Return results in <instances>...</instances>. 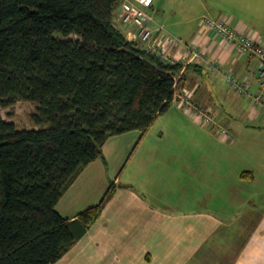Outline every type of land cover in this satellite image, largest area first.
<instances>
[{
  "label": "trees",
  "instance_id": "16d2710c",
  "mask_svg": "<svg viewBox=\"0 0 264 264\" xmlns=\"http://www.w3.org/2000/svg\"><path fill=\"white\" fill-rule=\"evenodd\" d=\"M121 15L122 0H0V105L36 107L31 128L0 112V264L59 261L116 186L74 217L59 212L61 198L107 162L111 137L146 134L182 92L184 64L129 39Z\"/></svg>",
  "mask_w": 264,
  "mask_h": 264
},
{
  "label": "crops",
  "instance_id": "0c3cea01",
  "mask_svg": "<svg viewBox=\"0 0 264 264\" xmlns=\"http://www.w3.org/2000/svg\"><path fill=\"white\" fill-rule=\"evenodd\" d=\"M209 1H203L202 15L227 19L232 26L264 42V0ZM162 2L155 0L150 10L151 26L169 54L184 64L181 91L189 94L197 106L216 112L222 123L217 119L215 125L200 126L193 122L198 120L185 104H175L180 107L175 119L183 120L186 126L182 131L192 136L189 138L194 142H184L186 149L181 144L174 148L183 152L181 165L173 166L172 153L166 151L167 161L163 164L171 174L166 179L164 207L161 202L159 207L157 201L152 204L141 195L117 188V179H109L108 162L103 159L89 164L59 201V212L65 217H74L82 211H75L74 207L81 202L83 189L101 192L98 201L90 206L100 202L113 182L115 194L86 235L55 264H264V207L258 209L252 189L255 183L264 182V142L261 139L264 110L248 96L251 100L244 99L236 117L227 112L230 116L227 118L221 108H215L206 79H202L212 74L225 79L224 72H231L239 80L249 82L256 88L254 93H258L259 60L256 56L241 54L234 44L215 34L203 32L201 17L199 25L198 21L195 27L192 25L191 41L177 37L169 18L159 15L165 8ZM120 20L119 17L126 34L137 27ZM190 44L200 46L209 61L188 66ZM211 60H219L224 72L215 70ZM211 84L209 81L208 87ZM218 125L229 128L232 137L215 141ZM244 133L249 136H243ZM105 150L104 147V153ZM195 152L199 154L195 156ZM181 171L182 176L173 179ZM124 191L126 194L122 195ZM73 196L74 199H70ZM91 249L94 253L101 250L103 254L106 249L107 253L90 257L77 254Z\"/></svg>",
  "mask_w": 264,
  "mask_h": 264
},
{
  "label": "rangeland",
  "instance_id": "374dc122",
  "mask_svg": "<svg viewBox=\"0 0 264 264\" xmlns=\"http://www.w3.org/2000/svg\"><path fill=\"white\" fill-rule=\"evenodd\" d=\"M162 1L165 8L161 10L159 15L168 17L170 22L173 23L171 29L174 35L181 38L183 37L182 39L184 41H191L192 30H194V27L197 25V21L198 25L200 24L199 17L202 19L204 16L202 15L204 0H202V2H199V0ZM205 2L210 1L205 0ZM188 20L192 21L188 22ZM73 37L78 38L75 35H73ZM210 76V78L208 75L202 76V79H206V88H209L210 93L212 94L215 108L217 110L222 109V112L226 113L225 117L227 118L230 117L227 112L234 113V116L236 117V114L242 110L241 108L243 105L241 103L244 99L248 98L247 100H249L250 98L247 95H242L233 91L227 80L223 79L222 76H217L215 74ZM209 81L212 82V84L208 87ZM254 91H256V88H253L250 93H253ZM179 108L180 107H177L176 105H172L167 112L160 115L149 129L148 135L145 137L139 130H133L120 135H115L113 137L116 138L108 140L106 146H104L106 149L105 158L109 167L107 172L109 179H117V188L129 190L138 194V196L141 195L142 197L147 198L149 203L153 204L154 201H157L158 206L160 202L162 205L161 207L166 205L167 199L164 197V192L166 191V179L171 174L169 169L165 168L163 164L167 161L166 151L169 150L172 153L173 166L176 164L181 165L184 160L182 155L183 152L182 150L177 152L174 148L178 144L182 145L184 142H194L190 140L192 136H189V138L188 135L182 131V128L184 129L186 126L183 120L178 121L175 119V116L180 112ZM244 109L247 111V108ZM35 110V105L25 101H20L7 108H3L0 105L2 116L8 121H14L21 128L33 127L30 117ZM219 121L218 118V123L221 122ZM238 121L240 120L238 119ZM180 122H183V124L178 125ZM193 122L198 125L200 124V126L202 125L199 121ZM218 132L219 130L216 132L217 138L215 141L228 140V138H226L221 132ZM263 134L264 133L261 135V139L264 142ZM243 136H249V133H244ZM182 146L184 149L187 147V145ZM198 154L199 152H195V156ZM161 171L165 172L161 173ZM181 176L182 171L176 178L173 176V179H179ZM252 189L255 194V203L257 204L258 202V209L261 210L264 207V182L255 183L254 188ZM176 190L179 191L178 189ZM100 193L101 192L97 193L94 190L90 191L83 189L81 192L82 197L80 196L81 202L78 203L76 208L74 207V209H76L75 211L86 209V207H89L94 201H98ZM123 194H126V192L124 191L122 195ZM70 199H74V196L70 197ZM176 207L178 210H181L180 207ZM239 217H242V215ZM240 226L241 225L239 224V227ZM94 252V249H91L89 252L81 250L78 251L77 254H79L78 256L90 257L94 255L100 256L107 253L106 249L104 250V254L101 250H98L96 253ZM82 264H85V262Z\"/></svg>",
  "mask_w": 264,
  "mask_h": 264
},
{
  "label": "built area",
  "instance_id": "2783aa9c",
  "mask_svg": "<svg viewBox=\"0 0 264 264\" xmlns=\"http://www.w3.org/2000/svg\"><path fill=\"white\" fill-rule=\"evenodd\" d=\"M155 0H122L123 23H133L137 27L135 31L128 32L131 40L140 39L148 44L147 49L157 51L164 58L171 56L167 48L155 37V31L151 26L153 14L149 11ZM202 31L215 34L217 37L234 44L236 49L245 55L256 56L259 60L257 76L260 79V89L258 93H250L253 89L249 82L239 80L231 72H224L222 63L219 60H211V66L218 72H224L225 79L229 82L233 91L249 96L257 106L264 110V42L252 34H247L232 26L227 19L213 18L204 15L201 20ZM190 58L188 62H207L209 58L206 52L197 44L188 45ZM177 59L173 57V60ZM178 80V77H176ZM185 104L187 109L202 124H217V113L211 109H203L197 106L190 98L189 94L177 91L174 97V104ZM218 130L225 137H232L231 131L225 126L218 125Z\"/></svg>",
  "mask_w": 264,
  "mask_h": 264
}]
</instances>
